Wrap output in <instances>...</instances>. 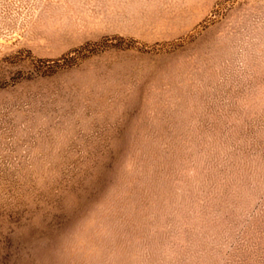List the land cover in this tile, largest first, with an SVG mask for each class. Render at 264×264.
<instances>
[{"label":"rangeland","instance_id":"374dc122","mask_svg":"<svg viewBox=\"0 0 264 264\" xmlns=\"http://www.w3.org/2000/svg\"><path fill=\"white\" fill-rule=\"evenodd\" d=\"M0 264H264V0H0Z\"/></svg>","mask_w":264,"mask_h":264}]
</instances>
